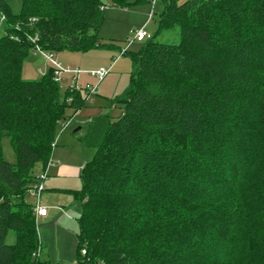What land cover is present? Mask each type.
Returning a JSON list of instances; mask_svg holds the SVG:
<instances>
[{"label": "trees", "instance_id": "16d2710c", "mask_svg": "<svg viewBox=\"0 0 264 264\" xmlns=\"http://www.w3.org/2000/svg\"><path fill=\"white\" fill-rule=\"evenodd\" d=\"M103 8L23 0L16 16L0 0V135L17 156L6 162L0 147V264H50L25 197L62 124L88 106L51 69L22 79L29 37L88 53L101 46ZM154 10L157 31L131 54V83L111 103L121 115L95 117L81 140L95 153L72 191L76 264H264V0H158ZM165 31L179 43L160 42Z\"/></svg>", "mask_w": 264, "mask_h": 264}, {"label": "rangeland", "instance_id": "374dc122", "mask_svg": "<svg viewBox=\"0 0 264 264\" xmlns=\"http://www.w3.org/2000/svg\"><path fill=\"white\" fill-rule=\"evenodd\" d=\"M14 15H20L23 0H7ZM184 0H181V3ZM106 6L103 24L100 29V47L88 53H77L63 51L56 54V59L64 67L84 72L80 76V85H96L97 81L90 77L88 72L96 71L100 68L112 69L110 74L98 85L93 103L82 110L81 115L73 119L70 128L65 131L60 130L58 137L72 134V145L60 143L59 149H72L70 153L65 151L67 165H76L81 170L91 162L94 156V149H85L81 145V140L86 134V126L91 120L99 115H106L110 112L111 118L117 119L122 110L118 105H111L112 101L122 95L131 83L133 65L131 54L137 53L142 43L135 42L129 47L126 55H121L127 49L129 41L132 40L138 30L145 28L149 35H154L157 31V20L149 21L152 5L143 0H125V7L117 0H102ZM158 9V7H156ZM156 11V10H155ZM1 34V31H0ZM160 42L177 44L179 43L177 31H165L158 39ZM51 52V51H50ZM116 61V62H115ZM115 62V63H114ZM51 67L46 64L42 56H30L25 60L22 69V79L25 81L40 80L43 75L39 69L45 71ZM71 76L68 77L65 89L71 84ZM112 106V108H111ZM111 108V111H110ZM79 128H82L78 131ZM76 131V132H75ZM0 147L2 148L6 162L14 165L17 163V156L13 149L10 138L0 135ZM64 154V152H63ZM64 156V155H63ZM46 191L41 196L42 205L50 210L49 218L38 219V234L42 241V259L50 261V264H76L78 235L80 233L79 213L75 206L72 191H81L83 183L81 178H69L66 176L49 175L45 184ZM25 202L36 206V200L31 193L25 197ZM64 209L67 210L64 213ZM8 244L15 243V236L10 233ZM40 251V250H39Z\"/></svg>", "mask_w": 264, "mask_h": 264}, {"label": "built area", "instance_id": "2783aa9c", "mask_svg": "<svg viewBox=\"0 0 264 264\" xmlns=\"http://www.w3.org/2000/svg\"><path fill=\"white\" fill-rule=\"evenodd\" d=\"M157 1L158 0H151L152 10H151V14L149 15L150 16L149 21H151L153 19V14L155 11L154 9H155V6L157 4ZM5 21H6V18L4 16H2L0 19V31H1V25ZM150 37H151V35H149L147 33L145 28L138 30L136 32L134 38L129 41L127 49L124 52H122L121 55H125L128 52L129 47H131L135 42L141 43V42L146 41ZM29 39H30V41H32L34 43V48L31 51L33 53V55L34 56H37V55L42 56L43 59L45 60L46 64H51V67L47 66L48 68H46L45 71H43L42 69H39L40 73L44 76L48 72V70L51 69L53 71L54 81L57 84H59L62 89H65L64 86L67 83V79H68V77L71 76V83H70L71 85L68 88L75 89L76 91H83V92L87 93L88 96L86 98V101H87L88 105L92 104L93 103V97L96 95V92L98 89V85L102 81H104L105 78L110 74V71H111L113 66H111L107 69L106 68H100L96 71L88 72L87 74H89L91 78L95 79L97 81V83H96V85L87 84L86 86H82V85H80L79 80H80V76L82 74H84V72H82L78 69L73 70L70 67H64L60 62L57 61L56 53L43 50L41 48V46L36 43L38 40L37 36L36 37H29ZM69 101H71V100H69ZM70 123H71V121L64 122L62 124V127H61L62 130L64 131L65 129H67L69 127ZM57 140H58V138H57ZM57 140L53 144V149H55V147L57 145ZM55 165L56 164L52 160L49 161L45 172H43L42 174L39 175L37 185L35 186V188L33 190L30 191L31 195L36 200V206L34 208V212H35L37 220L41 219V218H46L49 215V208L42 205L41 196H42V193L45 191V182L48 179L49 169ZM83 254H85V251H83ZM37 255L38 256L40 255V251L37 253Z\"/></svg>", "mask_w": 264, "mask_h": 264}, {"label": "crops", "instance_id": "0c3cea01", "mask_svg": "<svg viewBox=\"0 0 264 264\" xmlns=\"http://www.w3.org/2000/svg\"><path fill=\"white\" fill-rule=\"evenodd\" d=\"M96 96V95H95ZM95 96L93 97V100H94V98H95ZM90 105V104H89ZM81 113H82V111H80L75 117H74V120L76 119V118H78L80 115H81ZM100 116V115H99ZM94 119V118H93ZM92 119V120H93ZM91 120V121H92ZM73 123V121H71V123H70V125H69V127L67 128V129H65L63 132H62V134L65 132V131H67L69 128H70V126H71V124ZM79 129H81V128H79ZM76 132V131H75ZM62 134H60V136L58 137V140H57V145H56V147H55V149H54V151H53V153H52V157H51V160L56 164L55 166H53V167H51L50 169H49V173H48V179H49V175L50 174H52V175H54V176H60V177H63V176H66V177H71V178H75V179H79L80 178V175H81V167L79 168L78 166H76V165H67L65 162H66V160H67V157L65 156V151L67 152V153H70V151H72V149H63L64 147H62V149H59V147H60V141L62 140V139H64V142L62 143V145L63 144H67V145H72V142H71V140H73V136H72V134H68L66 137H65V135H63V138L61 137V135ZM63 152H64V154H63ZM64 155V156H63ZM48 179L46 180V182H45V184L47 183V181H48ZM45 191H46V188H45ZM44 191V192H45ZM43 192V193H44ZM43 193H42V195H43ZM74 201H75V199H74ZM44 206V205H43ZM46 207V206H45ZM67 210H65L64 209V213L66 212ZM49 215H50V210H49ZM49 215H48V217H46V218H41V219H44V220H46V219H48L49 218Z\"/></svg>", "mask_w": 264, "mask_h": 264}, {"label": "water", "instance_id": "95a60500", "mask_svg": "<svg viewBox=\"0 0 264 264\" xmlns=\"http://www.w3.org/2000/svg\"><path fill=\"white\" fill-rule=\"evenodd\" d=\"M80 129H78V131H79Z\"/></svg>", "mask_w": 264, "mask_h": 264}]
</instances>
